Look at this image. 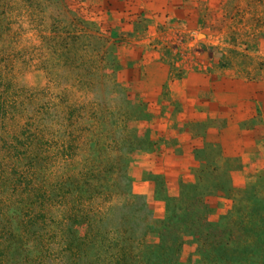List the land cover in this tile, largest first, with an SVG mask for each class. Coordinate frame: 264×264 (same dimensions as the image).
Returning <instances> with one entry per match:
<instances>
[{
  "label": "rangeland",
  "instance_id": "1",
  "mask_svg": "<svg viewBox=\"0 0 264 264\" xmlns=\"http://www.w3.org/2000/svg\"><path fill=\"white\" fill-rule=\"evenodd\" d=\"M194 2L201 19L183 31L173 20H159L163 0H29L19 21L26 24L27 12L31 81L38 85L45 72L47 86H56L58 74L61 86H72L77 74L83 101L94 103L100 131L92 150L114 193L99 204L97 219L101 229L128 230L130 264H264V86H230L225 113L189 125L195 135L191 160L159 154L157 146L171 142L159 137L157 124L145 123L148 109L116 75L118 51L149 37L173 62L264 84V4ZM253 92L259 109L251 107ZM207 128L224 132L227 143L208 139ZM15 213L10 209L11 217ZM35 245L10 256L26 257ZM85 252L81 264H107L94 260L93 245Z\"/></svg>",
  "mask_w": 264,
  "mask_h": 264
},
{
  "label": "trees",
  "instance_id": "2",
  "mask_svg": "<svg viewBox=\"0 0 264 264\" xmlns=\"http://www.w3.org/2000/svg\"><path fill=\"white\" fill-rule=\"evenodd\" d=\"M28 1L0 0V264H81L90 245L98 250L94 260L130 264L128 230L101 229L97 219L99 204L114 193L92 150L100 131L94 103L83 101L77 74L72 86H61L59 74L56 86H47L45 72L38 85L31 81L27 12L26 24L19 21ZM83 145L91 150L82 152ZM31 243L34 253L10 256Z\"/></svg>",
  "mask_w": 264,
  "mask_h": 264
},
{
  "label": "crops",
  "instance_id": "3",
  "mask_svg": "<svg viewBox=\"0 0 264 264\" xmlns=\"http://www.w3.org/2000/svg\"><path fill=\"white\" fill-rule=\"evenodd\" d=\"M186 3L185 0H163L158 9L159 20H173L183 31L196 27L201 13L197 15L194 0L191 1L192 6ZM150 43V38L145 37L130 41L128 46L118 51L121 67L116 72L117 78L148 109L149 116L145 123L157 124L159 137L171 142L159 144V154L178 155L192 160L195 135L191 133L189 125L205 124L213 116L225 113L229 107V92H234L230 86L264 84L228 76L221 70L201 69L182 61L173 62L164 49ZM254 92L250 97L253 110L261 107ZM211 131V128H207L205 132L208 139L212 137L225 144L227 138L224 132L217 133L218 130L214 129V134H211ZM235 142L232 136L229 143L238 147L235 150L238 152L241 146Z\"/></svg>",
  "mask_w": 264,
  "mask_h": 264
}]
</instances>
